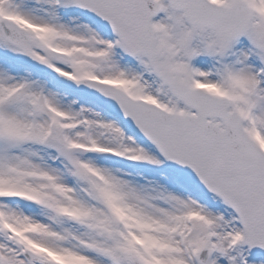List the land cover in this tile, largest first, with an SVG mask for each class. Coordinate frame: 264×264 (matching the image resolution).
<instances>
[{"label": "snow or ice", "instance_id": "6c2138e0", "mask_svg": "<svg viewBox=\"0 0 264 264\" xmlns=\"http://www.w3.org/2000/svg\"><path fill=\"white\" fill-rule=\"evenodd\" d=\"M0 264H264V0H0Z\"/></svg>", "mask_w": 264, "mask_h": 264}]
</instances>
